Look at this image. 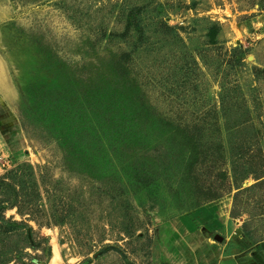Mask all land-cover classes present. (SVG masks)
Here are the masks:
<instances>
[{
  "label": "rangeland",
  "instance_id": "rangeland-1",
  "mask_svg": "<svg viewBox=\"0 0 264 264\" xmlns=\"http://www.w3.org/2000/svg\"><path fill=\"white\" fill-rule=\"evenodd\" d=\"M0 226V264H264V0H0Z\"/></svg>",
  "mask_w": 264,
  "mask_h": 264
},
{
  "label": "trees",
  "instance_id": "trees-1",
  "mask_svg": "<svg viewBox=\"0 0 264 264\" xmlns=\"http://www.w3.org/2000/svg\"><path fill=\"white\" fill-rule=\"evenodd\" d=\"M23 177H24V175L23 174H17V173H15V174H13L12 172H10V177H8V178H10L11 179V182H5V180H4V182H5V185H7V186H9V187H11V186H13V187H19L20 185H22V189L23 190H26V188L28 187V186H26V183L27 182H23L22 181V179H23ZM2 182V181H1ZM34 186H35V188H34ZM21 187V186H20ZM32 187L38 192V195H40V188L38 187V185H36V184H32ZM2 226H0V228H1ZM14 228H6L5 229V232H9L10 230H13ZM235 250L234 249H228L226 252H227V254H231V253H233ZM9 262H10V260H6V259H3L2 261H1V264H9Z\"/></svg>",
  "mask_w": 264,
  "mask_h": 264
},
{
  "label": "bare ground",
  "instance_id": "bare-ground-1",
  "mask_svg": "<svg viewBox=\"0 0 264 264\" xmlns=\"http://www.w3.org/2000/svg\"><path fill=\"white\" fill-rule=\"evenodd\" d=\"M60 260V256H59V251H58V247L56 246L54 248V255H53V262L54 263H58ZM61 261V260H60Z\"/></svg>",
  "mask_w": 264,
  "mask_h": 264
}]
</instances>
